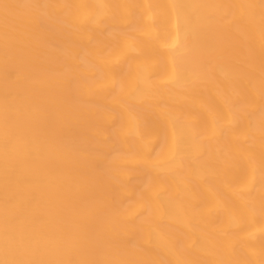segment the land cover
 Instances as JSON below:
<instances>
[{
    "label": "bare ground",
    "instance_id": "bare-ground-1",
    "mask_svg": "<svg viewBox=\"0 0 264 264\" xmlns=\"http://www.w3.org/2000/svg\"><path fill=\"white\" fill-rule=\"evenodd\" d=\"M0 264H264V0H0Z\"/></svg>",
    "mask_w": 264,
    "mask_h": 264
}]
</instances>
